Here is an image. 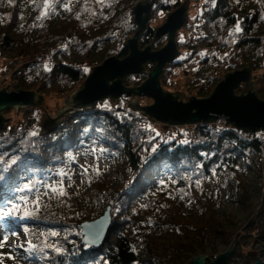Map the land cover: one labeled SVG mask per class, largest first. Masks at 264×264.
Segmentation results:
<instances>
[{
  "label": "trees",
  "instance_id": "obj_1",
  "mask_svg": "<svg viewBox=\"0 0 264 264\" xmlns=\"http://www.w3.org/2000/svg\"><path fill=\"white\" fill-rule=\"evenodd\" d=\"M136 1L62 0L70 5L71 11L58 6L45 18L37 20L43 0H30L27 4L26 0H0V57L12 70L10 85L15 90L64 97L87 76L85 68L110 55L126 56L128 51L123 42L135 31L131 8ZM195 1L202 9L189 18L176 40V46L179 50L185 49L186 55L180 59L178 54L164 67L161 86L171 90L172 76H184L187 87L195 90L197 97H205L223 74L250 63L256 93L264 100V0H217L214 5L208 0ZM181 2L158 0L152 6L146 27L138 37L139 47L152 41L154 27ZM28 5L32 6L31 13H26ZM237 21L242 31L229 34V28L234 29ZM161 44L162 38L154 41L152 47L158 48ZM145 67L152 68L148 64ZM176 67L180 69L175 70ZM145 78L144 74L128 75L123 81L126 86H136ZM131 96L122 94L113 103L102 99L103 102H96L91 110L67 114L52 131L43 135L40 134L38 107L25 109L14 119L10 111L5 112L0 129V158H3L0 171L6 169L3 171L6 179L0 180V204L13 194L18 198L33 193L16 191L25 182L45 192L42 185L58 177L61 166L68 170V166L76 164L80 154L92 152L94 146L107 149L96 153L114 158L121 170L117 181L112 176L105 202L97 203L99 210L104 205L110 207L111 218L98 248L84 247L80 242L78 222L65 215L63 200L58 204L61 213L26 208L31 213L28 218H0V264H138L142 260L136 230H142L147 236L153 232L152 226L157 225L164 244L169 243L174 228L181 225L193 236L184 248L180 249L174 240L175 244H170L171 257L166 255L160 259L149 247L153 254L148 259L151 264H179L204 250L203 242L208 240L201 232L211 233L213 237L221 232L214 218L215 208L209 202L203 205L198 202L196 210L188 211L197 199L207 201L209 196L202 195L206 179L220 175L221 188L229 186L234 190L243 184L240 176L254 167L259 170L260 179L255 203L243 189L238 194L240 200L233 199L232 194L228 200L239 202L245 209L244 219L236 226V229L242 228L241 238H264V131H243L229 124L215 126L211 123L162 129L146 115L130 109ZM33 129L38 135L28 136ZM96 129L104 131L100 133L94 131ZM11 160L16 163L9 167ZM161 179L165 180L163 185L159 183ZM196 180H200V184H196ZM102 189L91 190L96 193V200L104 196ZM47 191V197L57 195L50 189ZM180 193L182 195L176 196ZM185 195L190 197L182 200L181 211L189 214L188 221L180 224L175 220L178 213L169 211L159 217L164 216L165 220L154 218V211L163 205L161 202L166 208L175 209L178 204L175 199ZM89 196L93 197L91 193ZM15 202L23 212L25 208L18 203L19 199ZM198 218L204 219L203 225L197 224ZM9 220L13 227L4 231L3 226ZM25 226L28 233L23 231ZM50 231L57 232L58 236H51ZM4 235L7 240H3ZM15 238L18 244L13 247L9 240ZM45 238L48 242L59 241L66 251L62 255L50 252V257L42 260L27 254L26 247H21L26 240L36 243ZM164 247L165 251L169 249L165 244ZM211 251L215 252L214 248ZM252 254V251L243 254L235 246L229 260L235 256L248 259Z\"/></svg>",
  "mask_w": 264,
  "mask_h": 264
},
{
  "label": "water",
  "instance_id": "obj_2",
  "mask_svg": "<svg viewBox=\"0 0 264 264\" xmlns=\"http://www.w3.org/2000/svg\"><path fill=\"white\" fill-rule=\"evenodd\" d=\"M158 0H138L131 8L132 24L135 31L131 37L123 42L128 53L123 58L110 55L101 63L93 66L81 83L66 95L62 107L55 109V114H45L40 119V134L52 131L63 117L78 111H88L97 101L108 98L116 102L122 94L147 96L153 102L149 105H139L136 98H132L128 106L151 120L162 122L167 129L170 126L193 125L212 123L219 117H224L225 123L233 127L248 131H264V100L257 97L254 83L251 80V65L246 63L241 69L224 74L215 85L212 92L204 98L189 96L186 102L181 100V92H171L163 89L160 78L166 64L173 61L179 54L175 37L177 31L186 24L188 0L171 11L164 22L154 28L152 42L166 35V43L159 49H152L151 42L144 48L138 45V37L146 27L151 8ZM145 63L153 64L151 69L145 68ZM129 74H144L146 78L136 86L123 84L124 77ZM253 85L246 93L235 94L234 88L239 83ZM41 95L29 90H0V113L6 108L16 111L40 104ZM4 118L0 114V129ZM110 208L94 219L82 220L78 223L80 242L84 245V237L88 236V247L96 249L104 240L110 227ZM239 233L235 234L236 236ZM234 241L222 252L211 254L195 253L190 264H228V259L234 248ZM260 251V250H259ZM262 257L250 264H264V248ZM240 264H244L243 262Z\"/></svg>",
  "mask_w": 264,
  "mask_h": 264
},
{
  "label": "rangeland",
  "instance_id": "obj_3",
  "mask_svg": "<svg viewBox=\"0 0 264 264\" xmlns=\"http://www.w3.org/2000/svg\"><path fill=\"white\" fill-rule=\"evenodd\" d=\"M183 1L184 0H182V2ZM208 1L210 3H212L211 0H208ZM29 2H30V0H28V1L26 0L25 4H27ZM196 4H199V2L196 3L195 0H188L186 24L188 23L190 17H192L196 12H198L202 9L201 5H196ZM177 7L172 8L169 11V13L171 11H173L174 9H176ZM31 12H32V6L28 5L27 9H26V13H31ZM150 14H151V12H150ZM166 16H165V18H166ZM149 17H150V15H149ZM131 18L133 19V15H131ZM165 18L162 21H160L156 26L162 24L164 22ZM148 20H149V18H148ZM148 20H147V22H148ZM185 25L177 31V34L175 37V42H176L177 38L182 35L181 33H182ZM161 38H162V44L158 48L152 47L153 50L161 48L166 43L167 36L163 35L159 39H161ZM153 42L151 41V44ZM177 49H178V47H177ZM178 51L180 52L178 58H180V59L184 58L186 55L185 49L180 48V50L178 49ZM101 61L99 63H101ZM98 64H96V65H98ZM146 64L150 65V67L153 66V64H150V63H145V65ZM96 65H94V66H96ZM7 66H5V60L2 57H0V90L4 89L5 91H11V90H15L10 85V80H9V77L12 74V70L10 67H7ZM92 67L88 69V73L91 71ZM241 68H238V69H241ZM147 69H149V68H147ZM174 69L179 70L180 68L176 67ZM251 71H252V69H251ZM129 75H136V74H129ZM169 75L171 76L170 73H169ZM127 76L128 75H126L125 77H127ZM223 76H224V74L222 75L221 79L223 78ZM251 80H252V78H251ZM82 81L80 82V84H78V86L76 88L81 87ZM123 84L125 85L124 81H123ZM171 84H172V86H171L172 89L168 90V91H171V92L178 91V92H181L182 94H184L181 97V100L183 102H186L189 99V96H194L196 98H204V97H197L195 90L189 89L187 87V85H188L187 79H185L184 76H182V77L180 76L177 78L172 76ZM215 85L213 86V88L215 87ZM213 88L210 90L209 94L212 92ZM248 89H253V85L252 84L247 85V84L242 82V83H239L234 88V92H235V94H240L241 92L246 93ZM29 91H32V90H29ZM255 91H256V89H255ZM32 92H34V91H32ZM68 93H66V95ZM39 95H41V94H39ZM66 95L64 97L63 96L62 97L54 96V95H46V96L41 95L40 104L35 105V106H31V107H38L41 111V117L45 114H49V110H50V114L54 115L55 109L60 108L64 105ZM208 95H206L205 97H207ZM132 98H136L139 105H141V106L149 105L153 102V100L150 97L143 96V95L142 96H134V97L131 96V99ZM105 99H108V98H105ZM108 101L111 102L109 99H108ZM97 102L101 103L103 101L100 100ZM111 103H113V102H111ZM31 107H28V108H31ZM28 108L20 109L19 111H16L13 108H6L0 114L4 118L5 112L10 111L9 115H11L13 117L12 119H14V117L20 116L21 111L28 109ZM135 111H137V110H135ZM137 112H141V111H137ZM146 117L151 122L157 123L158 127L164 129L165 125L162 122H159L156 120H151L147 115H146ZM219 119H224V118L219 117ZM217 120L215 122H217ZM217 123H220V122H217ZM3 124H4V122H3ZM181 126H183V125H181ZM175 127H179V126H170V128H175ZM81 165H83L84 167L89 169V171L86 174L83 173ZM68 167H69L68 170L63 168L62 166L59 168L60 171H64L65 173L68 174V176H66V177H61V176L53 177L50 180V183H52V184H58L60 180H63L64 191H65L66 195H60L59 192H56L57 195L55 197H54V195H51V194H49L51 197H47L44 194L45 192L37 190L39 193V199L37 201V203L39 205L38 207L36 206V204H33L31 202L33 199H36V197H37L36 192L30 193L29 195H24V196L29 197V200L27 203H22L21 201H20L21 203L20 202H18V203L20 205H22L24 208H33V209L38 208L41 210L42 209H50V210H54L55 212H59L60 208H59L58 204L61 203L60 201L64 200V202H63L64 208H65L64 213L71 220L75 219L79 223L82 220H90V219H94L97 216H99L107 206L104 205L102 207V209L99 210V208L97 207V203L100 201L105 202L106 197H108V195H109V193H108L109 189L108 188H109V185L111 184L110 183L111 180H113L112 176L113 177L115 176L114 177L115 181H117V179H118L119 171L121 170L120 165H118V163L115 162L114 158L102 156L96 152H89V153L80 154L76 164H73V165L68 166ZM97 168L99 169V172L96 171ZM263 170H264V165L262 166V171ZM258 173H259V170L257 169V167H254L253 170H248L247 173H245V175H242L239 178L241 181H243L241 188L238 187V189H234V190L231 189L229 186H227L225 189L221 188L223 178L220 175H214V176L208 177L206 179V184L204 185L205 188L202 191V195H206V196L208 195L209 196V197H207V201L201 202V198L197 199L196 201L191 203V204H194V206L188 207L189 208L188 211L191 212V211L196 210V207H197L196 205H198V202L201 205H203L204 202L205 203L209 202L215 208L214 218L218 221L219 224H218L217 228L221 232H218V234H216L215 237H213L211 235V233H209L207 235L206 233L203 234V232H201V235L203 237L205 235V239H207L209 241V243H208V241L205 242V244L203 242L204 250L203 251H197V253H204L206 255L211 254L210 256L213 257V255H215L216 253L224 251L230 245L232 240H235L234 241V247L237 246L238 248H240L243 254L244 253L246 254L247 251H252L253 254L251 256H249L248 259L241 257V256L232 257L231 260L228 259V264H240L242 262L244 264H250V263H253L256 259L262 257L261 251L264 248V238L263 237L254 238L253 236H246L245 238H241L242 228L236 229V226L239 224L240 221H242L244 219L245 209H243V207H241L243 205L239 204V202H232V201L228 200L230 194H232L233 199L240 200L241 197H239L238 194H241L242 191L240 189H243L244 193L249 195V198L255 203V201L257 199L256 185L260 181V179L258 177ZM69 177H70V179H69ZM94 188H101V189L103 188L102 189L103 191H101V192L104 194V196H100V198H98V200H96V193L94 191H91ZM90 193L93 195V197L89 196ZM180 195H182V193L177 194L176 196L179 197ZM189 197L190 196L185 195V196L181 197L180 199L179 198L175 199V200H178V202H177L178 204H177V207H175V209H173L171 207L166 208L165 203L161 202L160 205L161 204H163V205L162 206L159 205L160 206L159 210L154 211L155 212L154 218L160 219L159 217L162 213L169 211V212H173V214L175 212L178 213V216H177L178 218H176L175 220H177L180 224L188 221L189 217H190L189 214L186 215V213H183L182 212L183 210L181 211V208L183 206L182 200L189 199ZM60 213H61V211H60ZM165 219L166 218L164 216H162V218L160 220H165ZM203 222H204L203 218L202 219L198 218V220H197L198 225H200V226L203 225ZM180 226L178 228H174V233H172V236H169V239H170L169 243H164L167 247H169V249L166 251H165L164 244L161 243V240H160L161 237L159 236V234H162V232L158 231L157 225L155 227L152 226L153 232H150L148 235H151L152 233H154V234H153V237L148 238V239H147L148 235L146 236V234H144L142 230H139V229L136 230L135 231L136 243L138 244V247L141 250L140 251L141 252L140 253L141 254L140 259L142 260V261H139L138 264H151V262H149V260H148L150 258V256H152V254H153V253H151V249L154 250L155 254L160 259L161 258L163 259L166 255H167L166 257H171L172 248H170V244L174 245L175 244L174 240H177V242L179 243L178 247H181L180 249H183L185 244L188 243V240L193 236H191V235H189V233H187V231H186L187 227H184V226L180 227ZM191 232H193V231L191 230ZM237 232L239 234L236 236V239H235V234ZM175 234H177V235H175ZM79 236H80V233H79ZM175 236H177L178 238L175 239ZM80 237H79V240H80ZM194 241L197 242V241H199V239H195ZM9 242H12V243H10V245H12L13 247H15L18 244L17 238L11 239V240H9ZM51 242H54V241H51ZM196 242L194 244L197 246ZM236 242H239V243L236 245ZM149 247L151 249H149ZM212 248H214V250H215V252H213V253L211 251ZM191 257H190V259H191ZM169 259H172V258H169ZM190 259L189 258L184 259L179 264H190ZM158 264H163V263L159 262ZM207 264H208V262H207Z\"/></svg>",
  "mask_w": 264,
  "mask_h": 264
},
{
  "label": "snow or ice",
  "instance_id": "obj_4",
  "mask_svg": "<svg viewBox=\"0 0 264 264\" xmlns=\"http://www.w3.org/2000/svg\"><path fill=\"white\" fill-rule=\"evenodd\" d=\"M9 2H11V0H9ZM165 2L174 3L175 0H165ZM211 2L214 5L217 2V0H211ZM58 6L66 9V10L71 11L70 5L68 3H63L62 0H43V7L39 10V15L36 17V19L40 20V19L45 18L51 11H54ZM101 6H103V4ZM163 14L164 13L161 11L160 15H163ZM93 15H95V12H93ZM233 31L236 33H239L242 31V28L239 24V21H237L234 29L229 28V34H231ZM45 70H48L47 64H45ZM84 70L87 71L88 69L85 68ZM29 78L31 79V77H29ZM105 103H107V102H105ZM103 106L104 105H99V107H103ZM94 131L103 133L104 130L103 129H96ZM36 135H38V133L34 129L28 132V136L34 137ZM185 142H187V141H185ZM106 150L107 149L98 148L95 146L91 149L92 152H98V151L103 152ZM68 155L71 158V153H69ZM0 159H3V158H0ZM15 163H16L15 160L9 161V167H11V165H13ZM81 168H82L84 174H86L89 171V169L84 167L83 165H81ZM3 171H6V169ZM3 171H0V180L6 179V177L3 175ZM96 171L99 172V169L97 168ZM57 175L61 176V177L68 176V174L63 172V171L59 172ZM69 179H70V177H69ZM159 183L161 185H163L165 183V180L161 179L159 181ZM196 184H200V180H196ZM42 187L46 190L44 193L45 195H48L47 190H49V189L52 192H59L60 195H66V193L64 191L63 180H60L58 184L46 183V184L42 185ZM16 191H19L21 193H23L25 191L36 192L37 197H36V199H33L31 202L33 204H36L37 207L39 206L37 203V201L39 199V193H38L37 189L35 188V185L32 184L31 182H25L23 184V187L16 189ZM16 199H19V201H21L22 203H27L29 200V197L24 196V195H20L17 198L15 196V194H13V197L11 199L4 200L2 202V204H0V218L24 219V218H28L31 216V213L26 208L23 212H21L19 210L20 206L15 202ZM3 227H4V231H9L13 227V225L11 224V221L9 220L5 223V225ZM23 231L25 233L29 232V229L27 228V226L24 227ZM40 235L43 236L44 234L40 233ZM50 235L51 236H58V233L55 231H50ZM2 238H3V240L8 239V237L6 235L2 236ZM88 239H89L88 236L84 237V240H85V243L83 245L84 247L89 246L87 244ZM21 247H26L27 254L37 256L42 260L49 258L50 252L55 253L57 255H62L66 251V249L59 243V241L48 242L46 238L44 241H39L36 243H34L32 240H26L25 245H21ZM8 255L11 258V254H8Z\"/></svg>",
  "mask_w": 264,
  "mask_h": 264
},
{
  "label": "bare ground",
  "instance_id": "obj_5",
  "mask_svg": "<svg viewBox=\"0 0 264 264\" xmlns=\"http://www.w3.org/2000/svg\"><path fill=\"white\" fill-rule=\"evenodd\" d=\"M256 95H257V93H256ZM257 97H258V95H257ZM258 98H259V97H258ZM260 99H261V98H260ZM261 100H263V99H261ZM223 118H224V117H223ZM218 119H219V118H218ZM221 123H222V124H218L217 122L214 121V122H212L211 124H213V125H215V126H217V125H221V126H222V125L226 124L224 119H221ZM260 130H261V129H260Z\"/></svg>",
  "mask_w": 264,
  "mask_h": 264
},
{
  "label": "built area",
  "instance_id": "obj_6",
  "mask_svg": "<svg viewBox=\"0 0 264 264\" xmlns=\"http://www.w3.org/2000/svg\"><path fill=\"white\" fill-rule=\"evenodd\" d=\"M217 122H220V123H218V124H221V119H218Z\"/></svg>",
  "mask_w": 264,
  "mask_h": 264
}]
</instances>
